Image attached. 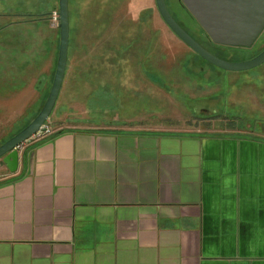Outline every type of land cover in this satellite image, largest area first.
Listing matches in <instances>:
<instances>
[{
	"label": "crops",
	"instance_id": "crops-1",
	"mask_svg": "<svg viewBox=\"0 0 264 264\" xmlns=\"http://www.w3.org/2000/svg\"><path fill=\"white\" fill-rule=\"evenodd\" d=\"M1 7L0 103L60 47L50 21ZM252 73L191 129L48 123L0 170V264H264V64Z\"/></svg>",
	"mask_w": 264,
	"mask_h": 264
},
{
	"label": "rangeland",
	"instance_id": "rangeland-1",
	"mask_svg": "<svg viewBox=\"0 0 264 264\" xmlns=\"http://www.w3.org/2000/svg\"><path fill=\"white\" fill-rule=\"evenodd\" d=\"M166 1L178 22L225 60L245 61L264 48L263 38L253 49L223 45L217 48L182 0ZM5 3L7 11L16 17L47 14L52 26L59 28V0ZM69 6L70 56L65 82L47 124L76 123L86 127L120 122L144 129H191L189 118L193 114L203 116L204 108L220 112L222 106L225 109L228 102H234L232 95H226L234 90L227 82L230 77H238L237 86L244 85L247 79V74H241L244 71L219 68L186 45L163 20L156 0H69ZM58 55L51 75L33 81L30 89H19L29 81L22 80L21 75L4 82L8 98L0 103V141L42 109L53 84ZM257 68L250 69L251 76H255ZM86 77L90 87L85 86ZM125 82L126 88L116 86ZM227 84L228 91L224 89Z\"/></svg>",
	"mask_w": 264,
	"mask_h": 264
},
{
	"label": "water",
	"instance_id": "water-1",
	"mask_svg": "<svg viewBox=\"0 0 264 264\" xmlns=\"http://www.w3.org/2000/svg\"><path fill=\"white\" fill-rule=\"evenodd\" d=\"M210 39L219 45L251 48L264 31V0H182ZM169 28L209 63L229 71H245L264 64V50L245 61H229L212 53L175 18L166 0H156ZM60 47L53 84L38 115L16 135L0 145V159L11 172L19 163V147L36 135L49 120L66 77L70 47L69 0H59Z\"/></svg>",
	"mask_w": 264,
	"mask_h": 264
},
{
	"label": "trees",
	"instance_id": "trees-1",
	"mask_svg": "<svg viewBox=\"0 0 264 264\" xmlns=\"http://www.w3.org/2000/svg\"><path fill=\"white\" fill-rule=\"evenodd\" d=\"M175 16V15H174ZM40 18H44V19H47V20H49L50 18H48V16H47V14H45L44 16H42V17H40ZM58 30H59V28H58ZM60 31V30H59ZM191 33V32H190ZM192 34V33H191ZM193 35V34H192ZM194 36V35H193ZM195 37V36H194ZM199 41V40H198ZM201 43V42H200ZM217 48H221V47H223L222 45H218V44H214ZM41 110V109H40ZM40 110L39 111H37L36 112V114L33 116V118L26 124V125H24V126H22L21 128H19L18 130H16L15 132H13V133H11V134H9L7 137H5L4 139H2L1 141H0V145L1 144H3L5 141H7L8 139H10L11 137H13L14 135H16L19 131H21L23 128H25L37 115H38V113L40 112Z\"/></svg>",
	"mask_w": 264,
	"mask_h": 264
},
{
	"label": "built area",
	"instance_id": "built-area-1",
	"mask_svg": "<svg viewBox=\"0 0 264 264\" xmlns=\"http://www.w3.org/2000/svg\"><path fill=\"white\" fill-rule=\"evenodd\" d=\"M54 19H57V17H54ZM50 131H51V128H50L49 124L46 123L45 126L43 127V129H41L36 135L43 136V135L49 133ZM36 135H34V136H36ZM3 165H4V163L0 160V170H1Z\"/></svg>",
	"mask_w": 264,
	"mask_h": 264
},
{
	"label": "flooded vegetation",
	"instance_id": "flooded-vegetation-1",
	"mask_svg": "<svg viewBox=\"0 0 264 264\" xmlns=\"http://www.w3.org/2000/svg\"><path fill=\"white\" fill-rule=\"evenodd\" d=\"M263 34H264V31H263V33L260 35V37L258 38V40L255 42V44L252 46V49H253L256 45L259 44V42H260V40H261L262 38L264 39ZM262 50H264V48L261 49V51H262ZM261 51L259 50V52H258L257 54H259Z\"/></svg>",
	"mask_w": 264,
	"mask_h": 264
},
{
	"label": "bare ground",
	"instance_id": "bare-ground-1",
	"mask_svg": "<svg viewBox=\"0 0 264 264\" xmlns=\"http://www.w3.org/2000/svg\"><path fill=\"white\" fill-rule=\"evenodd\" d=\"M1 160V159H0ZM2 161V160H1Z\"/></svg>",
	"mask_w": 264,
	"mask_h": 264
}]
</instances>
